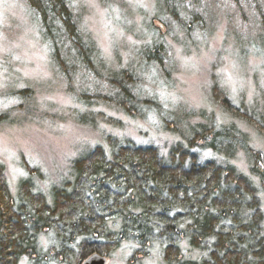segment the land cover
<instances>
[{"label": "trees", "instance_id": "1", "mask_svg": "<svg viewBox=\"0 0 264 264\" xmlns=\"http://www.w3.org/2000/svg\"><path fill=\"white\" fill-rule=\"evenodd\" d=\"M26 1L40 20L50 54L63 70L60 72L77 77L84 70L86 73H79L83 80L88 77L85 75L97 74L92 88L81 82L86 90L79 96L80 104L91 106L106 101L118 104L127 116L137 113L140 117L149 108L159 109L157 100L147 94L139 80L133 75L124 76L144 74L150 65L163 67L166 46L158 36L145 46L144 61L136 72L116 71L103 87L102 70L97 68L102 65L100 52L81 32L68 2ZM245 1L254 23L261 27L263 40L264 0ZM234 2L244 12L240 1ZM157 3V17L165 27L174 20L189 32L202 19L197 10L203 5L198 0ZM148 31L163 38L152 26ZM65 44L75 53L65 52ZM230 102L224 106L225 114L257 129L264 137V102L249 106L243 101ZM159 115L164 130L176 134L177 140L163 147L129 136H109L107 148L97 144L81 151L71 161L69 174L49 191L38 190L26 178L13 195L6 166L0 162V264H52L49 255L57 256L51 259L53 262L73 260L76 264L77 256L82 260L99 253L110 258L123 249L131 253L125 264H145L154 245L162 252L163 264H258V255L264 258V163L251 147L249 135L233 121L220 123L215 113L204 112L198 120H192L184 109L160 111ZM101 118L107 124L117 122L105 115ZM3 121L1 117L0 123ZM79 121L93 124L96 116L82 114ZM239 155L244 156L249 174L232 164ZM259 191H263L262 198ZM134 209L138 217L145 215L148 219L126 222ZM46 225L55 227L50 233L57 243V254L54 244L48 250L39 249L33 238V234L40 237L45 231L49 233ZM183 241L202 256L182 259ZM95 245L104 252L90 248Z\"/></svg>", "mask_w": 264, "mask_h": 264}, {"label": "rangeland", "instance_id": "2", "mask_svg": "<svg viewBox=\"0 0 264 264\" xmlns=\"http://www.w3.org/2000/svg\"><path fill=\"white\" fill-rule=\"evenodd\" d=\"M66 1L81 32L100 52L102 65L96 66L102 70L100 85L103 87L116 71L136 72L139 63L144 61L145 46L158 36L166 46L163 67L150 65L144 74L124 76L133 75L139 80L147 94L157 100L161 112L184 109L193 116L192 120L209 112L215 113L220 123L236 124L237 120L225 114L224 106L229 101L230 104L243 101L248 106L263 104L264 39L261 40V27L254 23L252 10L245 0H239L244 12L235 7L234 0H198L203 5L197 10L202 19L189 32L174 20L165 27L157 17V0ZM187 6L193 7L191 3ZM151 26L163 38L155 31H148ZM64 51L75 53L69 44ZM60 71L63 70L55 64L40 20L29 3L0 0V118H5L0 123V162L6 166L13 195L26 178L38 190L49 191L65 179L71 161L81 151L97 144L107 148L109 136H129L138 142H153L163 147L178 139L173 132L164 130L159 109L149 108L140 117L137 113L127 116L122 108H117L118 104L106 101H96L91 106L80 104L79 96L86 90L82 89L81 82L84 81V86L89 83L92 88L97 74L85 75L87 81L79 74L86 73L84 70L77 77L75 74L64 76ZM91 113L96 116L93 124L79 121L80 115ZM103 114L117 122L105 123ZM237 124L249 135L251 147L264 163V137L242 121ZM232 164L249 174L243 155ZM51 244L53 235L43 232L39 249L48 250ZM154 246L147 261L143 259L145 264H163L162 252L159 246ZM181 249L182 259L202 256L187 241L182 242ZM129 254L125 249L117 251L108 264H125ZM56 257L49 255L52 264H74L73 260L53 262L51 259ZM87 260L77 256L76 264Z\"/></svg>", "mask_w": 264, "mask_h": 264}, {"label": "bare ground", "instance_id": "3", "mask_svg": "<svg viewBox=\"0 0 264 264\" xmlns=\"http://www.w3.org/2000/svg\"><path fill=\"white\" fill-rule=\"evenodd\" d=\"M85 190H89L88 189V186H86L85 187ZM259 195H263V191H259ZM156 210V212H159V213H161L160 212V210L159 209H155ZM44 213H45V211H44ZM150 213V212H149ZM148 213V214H149ZM47 213H45V218L47 219L48 218V215H46ZM132 217H129L128 219H127V221L126 222H129L130 224H134V223H136L137 221H143L144 220V218L147 220L148 219V217L147 216H145V215H141V216H139L138 217V212H137V210L136 209H134L133 211H132ZM150 215V214H149ZM53 228V229H52ZM49 230V233L51 232V231H54V229H55V227H53L52 225H46V228H45V230ZM44 233H47V231H45ZM43 235V233L41 234V236ZM41 236L39 237V236H37V234H33V238L35 239H37V241L39 242L40 241V239H41ZM53 244H54V246H55V253L57 254V253H59V251L57 250V243L56 242H53ZM91 249H93L95 252H104L103 250L104 249H101V247H99V245H95V246H93V247H90ZM53 251V250H52ZM96 254H98V255H101V254H99V253H95V254H93V255H96ZM92 255V256H93ZM101 256H104V255H101ZM256 256H257V254H256ZM104 257H106V256H104ZM258 257H259V263L258 264H263L264 263V258L261 256V255H258ZM106 258H108V257H106Z\"/></svg>", "mask_w": 264, "mask_h": 264}, {"label": "water", "instance_id": "4", "mask_svg": "<svg viewBox=\"0 0 264 264\" xmlns=\"http://www.w3.org/2000/svg\"><path fill=\"white\" fill-rule=\"evenodd\" d=\"M108 259L101 255L91 256L84 264H107Z\"/></svg>", "mask_w": 264, "mask_h": 264}, {"label": "snow or ice", "instance_id": "5", "mask_svg": "<svg viewBox=\"0 0 264 264\" xmlns=\"http://www.w3.org/2000/svg\"><path fill=\"white\" fill-rule=\"evenodd\" d=\"M229 79H231V77H229Z\"/></svg>", "mask_w": 264, "mask_h": 264}]
</instances>
